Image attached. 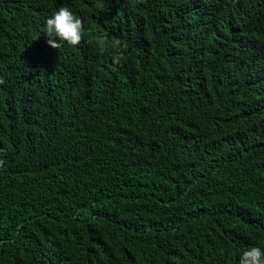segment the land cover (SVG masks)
Segmentation results:
<instances>
[{"label":"trees","instance_id":"trees-1","mask_svg":"<svg viewBox=\"0 0 264 264\" xmlns=\"http://www.w3.org/2000/svg\"><path fill=\"white\" fill-rule=\"evenodd\" d=\"M60 6L85 34L57 50ZM0 77V264L264 251V0H0Z\"/></svg>","mask_w":264,"mask_h":264},{"label":"clouds","instance_id":"clouds-1","mask_svg":"<svg viewBox=\"0 0 264 264\" xmlns=\"http://www.w3.org/2000/svg\"><path fill=\"white\" fill-rule=\"evenodd\" d=\"M102 7V5H97ZM85 34V24L82 18L77 16L67 6H60L52 12L44 21L43 35L46 43L53 49H60L64 43L70 46H78ZM98 53H104L111 49V57L114 65H120L124 60V50L128 44L126 40L117 37H109L107 33L98 34L92 42ZM5 81L0 77V85ZM4 161L0 160V167ZM239 264H264V251L260 247L253 246L244 251L239 257Z\"/></svg>","mask_w":264,"mask_h":264},{"label":"bare ground","instance_id":"bare-ground-1","mask_svg":"<svg viewBox=\"0 0 264 264\" xmlns=\"http://www.w3.org/2000/svg\"><path fill=\"white\" fill-rule=\"evenodd\" d=\"M137 55V54H136Z\"/></svg>","mask_w":264,"mask_h":264}]
</instances>
